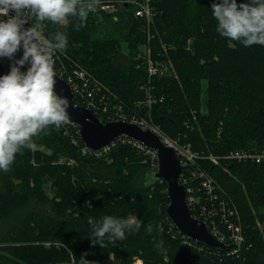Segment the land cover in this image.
Returning <instances> with one entry per match:
<instances>
[{
  "label": "trees",
  "instance_id": "16d2710c",
  "mask_svg": "<svg viewBox=\"0 0 264 264\" xmlns=\"http://www.w3.org/2000/svg\"><path fill=\"white\" fill-rule=\"evenodd\" d=\"M100 1L118 6L117 20L93 10L79 31L73 17L40 27L47 37L66 32L64 62H78L114 91L129 117L150 121L192 151L223 157L218 164L200 160L190 168L207 171L234 200L244 242L233 253L232 245L218 249L185 242L166 215L167 185L151 179L155 168L148 156L120 138L101 156L83 152L78 127L67 123L34 137L36 149L24 148L8 172L0 171V264H52L71 257L74 264H134L137 259L142 264H264V158L258 163L224 158L235 150L264 152V46L245 47L221 37L212 0H157L149 40L145 21L123 2L128 0ZM144 46L154 61L169 59L174 73L149 78L146 60L139 56ZM9 70L0 60V74ZM105 215L135 217L141 228L126 233L123 241L105 238L104 247L94 245L91 225ZM157 223L163 232L155 229ZM160 240L164 247L157 249Z\"/></svg>",
  "mask_w": 264,
  "mask_h": 264
},
{
  "label": "clouds",
  "instance_id": "9594fccd",
  "mask_svg": "<svg viewBox=\"0 0 264 264\" xmlns=\"http://www.w3.org/2000/svg\"><path fill=\"white\" fill-rule=\"evenodd\" d=\"M100 0H0V58L12 59L10 70L0 74V171L8 172L17 153L35 150L33 140L49 127L59 130L69 122V100L55 90V54L68 46L66 32L56 30L41 38L40 23L76 19L75 30L86 26L89 12ZM11 13V14H10ZM211 13L221 37L243 46H264V0H212ZM29 24V27H25ZM26 66V67H25ZM23 69V70H22ZM51 195V193H49ZM142 222L135 217L102 216L91 225L92 244L105 246L123 241L126 233L139 231ZM155 229L164 231L157 223ZM149 232L153 226L149 225ZM164 247V241L155 244Z\"/></svg>",
  "mask_w": 264,
  "mask_h": 264
},
{
  "label": "built area",
  "instance_id": "2783aa9c",
  "mask_svg": "<svg viewBox=\"0 0 264 264\" xmlns=\"http://www.w3.org/2000/svg\"><path fill=\"white\" fill-rule=\"evenodd\" d=\"M123 2L131 5L133 9L132 14L135 18H142L145 21L147 39L149 40V24L152 22L153 17L156 14L157 0H128ZM94 10H100L113 14L118 10V6L115 3H105L104 1H100ZM112 18L113 20H117V15L113 14ZM29 26V24L25 25V27ZM38 30L41 33L42 39L47 37L41 27H39ZM20 55H22V50L18 51L12 59L3 57L0 58V60H3L5 63L10 65L12 62H14V59L18 58ZM139 56L146 60L148 71L149 65L157 62L152 59L148 46H144L143 51L141 54H139ZM62 57L63 55L61 53H56L54 57L55 64L58 67L57 69L60 76H62L71 87L74 101L76 103L89 108L95 115L98 116L99 114L107 121L120 119L135 122L141 126L145 123V120H138L135 119V117L127 119V116L124 112L123 116V114L119 112V110H122L119 106L121 104L116 101L113 96H110V91L100 80L95 78L93 75H90L81 67H76L74 65L72 66L71 64L67 65ZM169 61L170 60L168 59L166 62ZM166 62H159L157 64V67H159V69L162 71L161 74L166 72L163 71L165 68H167V65L165 64ZM169 70L174 73L172 66L169 68ZM150 71L153 72L155 70L150 68ZM111 111H116V113L114 115H110L109 112ZM99 118L102 120L101 117ZM149 128L160 135L169 145L174 148L183 169L185 168L189 170V174H186V172H183L182 169L180 173V182L185 187L187 204L191 213L192 211L194 212L192 215L204 221L209 232L218 240L223 242L225 245H232V253L238 251L244 242V234L242 230L240 214L236 208L234 200L228 196L225 189H221L215 184L213 176L207 171L198 167L195 169L190 168L196 164V161L200 160H209L213 164H218L219 159L223 157L215 156L213 154L202 155V152L192 151L188 144L180 145L177 141L165 137L156 126L149 124ZM119 138L123 139V141L133 142V145H135L140 151L148 156L151 167L155 168V170L157 169V154L154 149L143 147L142 145L138 144L137 141L128 137ZM114 141L98 150H91L84 145L83 152L87 151L93 153L96 156H101L109 151L110 146H113ZM224 158L232 160H251L258 163L262 158H264V152L255 153L246 150H235L228 153ZM195 179L198 182L197 186L191 185L194 183ZM217 191L220 193H217ZM182 236L186 239L185 242L191 240L184 235ZM52 264H74V260L71 257L69 261H59Z\"/></svg>",
  "mask_w": 264,
  "mask_h": 264
},
{
  "label": "water",
  "instance_id": "95a60500",
  "mask_svg": "<svg viewBox=\"0 0 264 264\" xmlns=\"http://www.w3.org/2000/svg\"><path fill=\"white\" fill-rule=\"evenodd\" d=\"M55 90L69 100V123L78 127V134L84 145L98 150L119 137H128L154 149L157 154V169L151 179L166 183L168 204L165 212L176 229L185 237L211 248L224 249L223 242L213 236L204 221L194 217L186 200L184 185L180 182L183 169L174 148L160 135L149 128L126 120L104 122L89 108L77 105L69 84L59 75L56 76Z\"/></svg>",
  "mask_w": 264,
  "mask_h": 264
},
{
  "label": "rangeland",
  "instance_id": "374dc122",
  "mask_svg": "<svg viewBox=\"0 0 264 264\" xmlns=\"http://www.w3.org/2000/svg\"><path fill=\"white\" fill-rule=\"evenodd\" d=\"M66 22V21H65ZM65 22H60V23H65ZM107 24V23H106ZM106 28H107V30H109L110 32H112L113 34H114V36H119V31L118 30H113L108 24L106 25ZM150 34V33H149ZM151 36V35H150ZM150 38V37H149ZM121 45H122V47H123V51H126V47H125V42H123V41H121ZM149 51H150V53H151V50H150V47H149ZM167 60L165 59V57H163V56H160V58L157 60V62L156 63H153L152 65H149V71H148V66H147V71L149 72V78L150 77H152V76H155V75H161V70L159 69V67H157V64L159 63V62H166ZM70 63H71V65L73 66H76V67H81V68H83V69H85L84 67H82L81 65H79L78 64V62H75V61H73V60H70L69 61ZM166 65H167V68H165L163 71H167V70H169V68L172 66V62L171 61H169V62H166L165 63ZM150 68H152V70H155V71H153V72H151L150 71ZM172 68H173V66H172ZM86 70V69H85ZM173 70H174V68H173ZM90 75H93L90 71H88V70H86ZM109 91H110V96H113L115 99H116V101H121L120 99H119V97H118V95L114 92V91H112V90H110V89H108ZM151 99L149 98V101H147V103L149 104V108H150V105H151ZM120 107H121V109L122 110H119V112L120 113H122L123 114V112L125 113V115L127 116V119L129 118V119H131L133 116H131V117H129L128 115H127V113H126V111L124 110V108H123V106L122 105H119ZM110 113V115H114L115 113H116V111H111V112H109ZM123 116H124V114H123ZM135 119H138V120H144V118H135ZM109 120V119H108ZM120 120V119H119ZM111 121V120H110ZM149 123H151L150 121H148V120H145V123L142 125L143 127H145V128H149ZM152 124V123H151ZM154 125V124H153ZM77 127V126H76ZM126 142V141H125ZM47 188V187H46ZM257 224H258V226H259V228L261 229L262 228V226H261V223L259 222V221H257ZM46 245H49V243H46ZM242 247V246H241ZM241 247H240V249H241ZM137 261H141V260H139V259H137L135 262H134V264H139ZM141 264H142V261H141Z\"/></svg>",
  "mask_w": 264,
  "mask_h": 264
},
{
  "label": "bare ground",
  "instance_id": "6f19581e",
  "mask_svg": "<svg viewBox=\"0 0 264 264\" xmlns=\"http://www.w3.org/2000/svg\"><path fill=\"white\" fill-rule=\"evenodd\" d=\"M54 68H55V71L58 73V75L60 76V74H59V71H58V67H57V65L56 64H54ZM85 70V69H84ZM62 77V76H61ZM63 78V77H62ZM64 79V78H63ZM65 80V79H64ZM76 103V102H75ZM77 104V103H76ZM77 105H80V106H83V105H81V104H77ZM84 107V106H83ZM69 123V122H68ZM149 129H151V128H149ZM152 130V129H151ZM138 144H140V145H142L143 147H146L143 143H141V142H139L138 141ZM146 148H148V147H146ZM149 149V148H148ZM138 263L139 264H141V261H138Z\"/></svg>",
  "mask_w": 264,
  "mask_h": 264
},
{
  "label": "crops",
  "instance_id": "0c3cea01",
  "mask_svg": "<svg viewBox=\"0 0 264 264\" xmlns=\"http://www.w3.org/2000/svg\"><path fill=\"white\" fill-rule=\"evenodd\" d=\"M138 262V261H137Z\"/></svg>",
  "mask_w": 264,
  "mask_h": 264
},
{
  "label": "flooded vegetation",
  "instance_id": "af4514ba",
  "mask_svg": "<svg viewBox=\"0 0 264 264\" xmlns=\"http://www.w3.org/2000/svg\"><path fill=\"white\" fill-rule=\"evenodd\" d=\"M118 139V138H117Z\"/></svg>",
  "mask_w": 264,
  "mask_h": 264
}]
</instances>
